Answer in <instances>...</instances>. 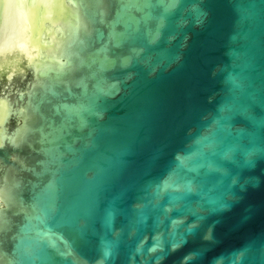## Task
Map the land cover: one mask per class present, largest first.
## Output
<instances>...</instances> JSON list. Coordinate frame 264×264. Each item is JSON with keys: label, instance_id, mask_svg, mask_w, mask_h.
<instances>
[{"label": "water", "instance_id": "water-1", "mask_svg": "<svg viewBox=\"0 0 264 264\" xmlns=\"http://www.w3.org/2000/svg\"><path fill=\"white\" fill-rule=\"evenodd\" d=\"M0 264H264V0H0Z\"/></svg>", "mask_w": 264, "mask_h": 264}]
</instances>
